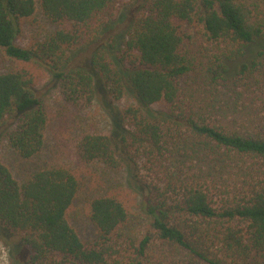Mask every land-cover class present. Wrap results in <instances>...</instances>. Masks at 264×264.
<instances>
[{"label":"trees","instance_id":"1","mask_svg":"<svg viewBox=\"0 0 264 264\" xmlns=\"http://www.w3.org/2000/svg\"><path fill=\"white\" fill-rule=\"evenodd\" d=\"M39 8L56 29L23 46ZM0 51V142L22 160L51 121L35 69L69 108L99 89L128 99L120 143L76 139L88 196L69 166L18 179L0 158V243L19 238L20 264H264V0H0ZM81 197L88 241L71 220Z\"/></svg>","mask_w":264,"mask_h":264},{"label":"rangeland","instance_id":"2","mask_svg":"<svg viewBox=\"0 0 264 264\" xmlns=\"http://www.w3.org/2000/svg\"><path fill=\"white\" fill-rule=\"evenodd\" d=\"M131 7L123 9L122 25L116 24V32L120 31L125 23L131 18ZM121 18V19H122ZM56 29V24L51 22L39 8L36 15L24 25V32L18 38V43L26 46L35 40L45 38L50 32ZM92 50H83L78 60L84 64H90ZM11 62L6 59L0 51V72L5 71ZM38 78V88L41 95L47 98L51 110V121L46 134V144L41 154L32 160H22L13 149L6 143L0 142V158L5 161L13 170L18 179H23L32 171L49 164L66 165L83 176L85 182V194L88 196L92 190L94 175L89 172L90 168L81 162L76 153V139L83 131H97L112 135L115 142L120 143L123 132L120 123L117 121L116 112L124 102H114L99 89L98 98L92 106L86 109L69 108L57 99L55 91L49 83L48 75L41 69H35ZM132 99V98H131ZM69 125L65 127V122ZM63 126L64 129L63 130ZM73 127V130H70ZM115 180H124L125 175L117 174ZM114 181V180H113ZM86 201L83 197L76 200L71 210V220L81 237L85 240L93 239L96 228L86 216ZM19 238L9 240L11 246L5 241L0 243V264H20L24 262V253L20 247Z\"/></svg>","mask_w":264,"mask_h":264}]
</instances>
